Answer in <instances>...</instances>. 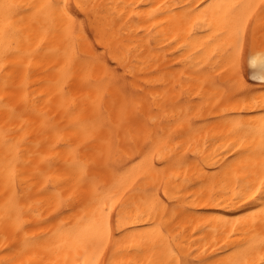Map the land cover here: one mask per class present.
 I'll use <instances>...</instances> for the list:
<instances>
[{"label":"snow or ice","instance_id":"6c2138e0","mask_svg":"<svg viewBox=\"0 0 264 264\" xmlns=\"http://www.w3.org/2000/svg\"><path fill=\"white\" fill-rule=\"evenodd\" d=\"M205 74L224 90L185 123L169 93ZM209 125L214 158L170 186ZM0 264H264V0H0Z\"/></svg>","mask_w":264,"mask_h":264},{"label":"bare ground","instance_id":"6f19581e","mask_svg":"<svg viewBox=\"0 0 264 264\" xmlns=\"http://www.w3.org/2000/svg\"><path fill=\"white\" fill-rule=\"evenodd\" d=\"M19 3H38L41 2V0H17ZM83 2L88 3L89 5L91 4H104V3H121V4H126V3H132L134 0H83ZM144 2H148V0H144ZM155 3H160L162 0H154ZM165 3H176L177 0H163ZM73 3H75V0H73ZM118 15V14H117ZM122 23H117L115 25V30L117 33L120 32ZM97 24L98 27L103 30L105 27H110L111 25V16L106 15L104 11H101L99 13V16L97 18ZM138 25H131L127 28L124 29V34H123V41H124V50L125 52H131L132 56L135 58L140 49L146 47L147 45V37L145 36L144 40L141 41L140 37L136 36L134 33L138 29ZM140 45V48L137 47V45ZM151 55L148 52H145V56ZM171 63V61H169ZM153 67H155L153 65ZM54 75V74H53ZM222 79H225L224 77ZM36 78H33V81H35ZM180 80V72H176V80L173 81V84H177ZM207 84L208 86L205 87L204 85ZM171 87V85L169 86ZM190 89L193 92H196L197 95H200V100L197 103H191L190 105L187 104V106H181L184 108L185 112L189 109L192 108L194 111H200L202 108H210L215 104V100L212 98L216 96L218 93H222V90H220L219 87H214L211 84V78L206 79V74L200 76L196 82L189 84L187 82V79L185 80V83L183 84L180 89L176 90L174 92L169 93V99H171L173 96L176 98L181 97L182 95V90L183 89ZM42 91L41 88H37L36 92L39 93ZM163 91V90H162ZM186 95V94H185ZM186 99V98H185ZM188 102V101H186ZM255 108V104L248 102L247 107H243L241 110L245 111H250ZM239 111V107L236 109ZM177 113L179 114V108L177 109ZM200 116V115H199ZM203 116V115H202ZM202 116L199 118L201 119ZM195 117V116H194ZM218 134V129L214 125L208 126V128H204L203 131L196 132L191 141L189 143L185 144V150L189 153L192 154L196 157V159H193L191 161H188L186 164H184L183 168L177 167L176 169L169 168L168 172L165 176H162L161 179L169 182L170 186L175 185L176 187H180L183 185L185 176L191 177L194 174L199 173V167L197 165V159H205L206 157L211 160L214 158V155L217 150V146L221 143L219 140H215V136ZM215 140V142H213ZM179 180V184L176 183V181ZM44 178L43 177H38L37 178V183L35 185V192H40L43 190L44 187ZM150 186V185H149ZM161 192H163V188L161 187L160 189ZM198 192L199 189H196ZM51 194H45V196H39V195H34L33 199L36 201H39L44 204V215L47 216L50 213H52L53 209L49 208L47 206V201L48 197ZM150 195V194H149ZM203 201H200V206H203ZM131 214L133 217L135 216V209H132ZM147 222V217H145L144 221H141L140 223H145ZM199 221L197 223L192 224L189 226L186 221L184 220H179L177 221V224L179 225V228L182 230L185 227L188 228V243L192 244V229L197 227L199 225ZM215 227V224L210 225L207 231H211L212 228ZM199 239V236L197 237ZM192 247L195 248L196 245L192 244Z\"/></svg>","mask_w":264,"mask_h":264},{"label":"rangeland","instance_id":"374dc122","mask_svg":"<svg viewBox=\"0 0 264 264\" xmlns=\"http://www.w3.org/2000/svg\"><path fill=\"white\" fill-rule=\"evenodd\" d=\"M216 75H217V77L222 81V82H226L227 81V79H228V77L227 76H225V75H221L220 74V71H219V69H217V73H216ZM225 78V79H222V78ZM220 88V90H222V92H223V88L222 87H219ZM178 89H180V88H176V90H178ZM186 94V95H185ZM182 95L186 98L185 100L186 101H188V102H185V104H183V106H187V104L188 105H190L191 103H189L190 101H194V102H192V103H197L200 99H197V93L196 92H193V91H191L190 89H187V88H185V89H183L182 90ZM214 106V105H213ZM213 106H211V107H213ZM210 107V108H211ZM243 107H246V105H245V102H241L240 103V105H239V109L241 110V109H243ZM209 108V109H210ZM186 113H187V115L184 117V119H185V123H187V121L189 120V119H199L202 115V118L201 119H204V118H207L208 116H209V113L207 112V111H204L203 113H202V111L200 112H198V111H194V110H192V108H191V111L189 112L188 110L186 111ZM200 115V116H199ZM195 116V117H194ZM210 126V125H209ZM208 128V127H207Z\"/></svg>","mask_w":264,"mask_h":264}]
</instances>
